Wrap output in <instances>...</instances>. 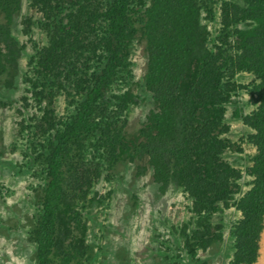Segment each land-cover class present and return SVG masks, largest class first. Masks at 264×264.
Wrapping results in <instances>:
<instances>
[{"label": "trees", "instance_id": "obj_1", "mask_svg": "<svg viewBox=\"0 0 264 264\" xmlns=\"http://www.w3.org/2000/svg\"><path fill=\"white\" fill-rule=\"evenodd\" d=\"M30 5L45 19L47 40L33 46L24 70L20 60L27 46L12 32L23 0H0V83L9 89L25 84L22 101L41 112L37 131L20 123L21 133L34 132L33 162L44 174L31 231L36 264L89 262L93 246L85 240L79 201L87 200L104 170L144 159L140 172L150 169L161 192L174 187L192 198L195 227L185 243L191 255L223 239V225L212 216L235 207L240 218L231 228L230 264H256L264 232V0H30ZM217 10L220 28L213 38L208 24ZM30 30L27 18L23 31ZM135 44L144 46L143 84L153 107L130 131L117 114L140 104L127 85ZM61 94L69 98L65 115L55 106ZM8 105L0 99V108ZM230 105L233 118L248 128L239 142L228 137ZM244 144L254 152L243 170L225 157L241 158ZM87 148L107 161L106 169L99 159L94 167L84 164Z\"/></svg>", "mask_w": 264, "mask_h": 264}, {"label": "rangeland", "instance_id": "obj_2", "mask_svg": "<svg viewBox=\"0 0 264 264\" xmlns=\"http://www.w3.org/2000/svg\"><path fill=\"white\" fill-rule=\"evenodd\" d=\"M27 18L31 19L29 33L23 31ZM220 18L217 10L214 20L208 24L213 38L219 31ZM44 21L42 13L30 5V0H23L22 11L13 23L12 32L27 46L26 55L20 60L24 70L34 53L33 46L47 40L46 31L41 26ZM132 60L133 76L127 79V85L138 95L140 104L128 114H117L118 123L125 121L130 131L141 126L153 107L143 84L146 56L142 44H135ZM248 78L239 77L242 81H248ZM25 88L22 83L10 89L0 83V99L10 102L7 107L0 108V264L37 263V246L31 239V231L40 210L37 193L44 174L42 166L33 162L32 146L37 144L34 132L21 133L20 123L25 121L37 131L41 112L34 103L22 101ZM68 101L69 98L63 94L56 97L55 106L61 115L67 113ZM233 108L230 105L227 113V120L231 123L228 137L239 142L248 128L233 118ZM19 109L23 112L20 113ZM244 148L241 158L232 154L225 157L231 162L239 161L238 165L243 170L254 152L247 144ZM98 159L97 154L93 155L88 148L85 150L84 164L94 167ZM99 160L106 169L107 161ZM141 165H146L145 159L125 162L114 171L104 170L102 178L93 180L87 200L79 201L78 207L86 223L85 240L93 246V258L83 264H119L121 259L123 264H230L234 252L231 228L240 218V212L235 207L216 212L212 221L222 223L223 239L206 251L198 249L193 256L185 244L195 227L192 198L174 187L161 192L153 181L152 171L140 172ZM248 180L245 177L244 189ZM95 196L97 200L94 201ZM73 233L76 236L81 232L74 227ZM256 264H264V232Z\"/></svg>", "mask_w": 264, "mask_h": 264}]
</instances>
